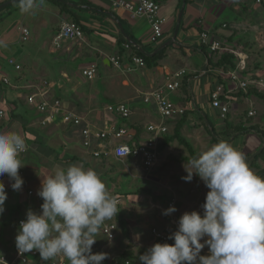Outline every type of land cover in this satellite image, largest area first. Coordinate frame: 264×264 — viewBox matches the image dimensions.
<instances>
[{
    "label": "crops",
    "instance_id": "obj_1",
    "mask_svg": "<svg viewBox=\"0 0 264 264\" xmlns=\"http://www.w3.org/2000/svg\"><path fill=\"white\" fill-rule=\"evenodd\" d=\"M116 1L119 0H90L87 4L85 0H35L32 10L22 12L17 0H0V6L5 5L0 9V109L8 113V116L0 119V133L15 132L24 137L26 153L31 150L37 159V164L20 168L24 181L20 191L11 188L12 182L4 183L7 199L0 221L12 219L16 228L6 225L2 228L0 225V249L9 260L14 259L12 246L18 232L17 221L29 209L41 210L43 201L37 195L41 180L54 174L58 167L79 164L94 169L99 176L102 170L110 167L116 174H126L128 182L124 186L119 181H109L111 187L108 191L119 200L120 208L117 216L106 222L116 225L115 240L109 242L101 229L98 240L103 237L106 244L99 242L96 247V242L92 247L93 252L107 253L111 246L120 242L121 249L123 246L127 248L108 256L110 262L125 251L133 253V250L141 249L145 252L157 243L151 238V228L171 231V221L179 220L184 212L196 211L205 202L209 189L203 181L198 176H194L190 182L182 177L187 175L185 163L215 144V141L230 143L244 155L250 169L264 177V158L249 164L264 147L258 134L247 129L245 133L227 135L228 130L238 127L256 126L263 131L253 119L258 115L255 101L264 105V99L247 96V91L254 90L264 95V90L254 87L243 90L233 86L222 74L224 69L218 65L223 56L230 54L235 58L232 62L235 66L238 58L233 52H237L247 58L243 74L253 80L264 81V65L260 67L258 61L264 54V2L154 0L160 5L159 16L164 20V34L159 43L153 44L150 42L148 21L132 18L123 8L114 7ZM69 13L80 19L84 37L81 41H64L60 48H56L53 45L55 34L63 23L73 22ZM22 28L29 31L26 42L21 41ZM202 32L220 40L222 50L209 53L201 47L199 36ZM87 35H90L89 39ZM174 37V43L158 50ZM126 38L134 43L135 46L129 44L133 49L147 58L162 50L164 53L155 65L145 64L140 68L130 61V57L137 55L132 49H125L123 43H127ZM110 58H118L123 69L130 70L116 69ZM10 59L20 68L15 69L10 65ZM91 65H96L97 73L89 80L83 77L82 70ZM181 70L185 74L178 79L179 88L173 92L164 89L162 96L186 111L183 116L165 122L168 132L163 140L178 130L191 151L177 140L161 150L162 140L157 164L150 172H145L140 160L132 157L123 160L114 157L93 158L83 148L77 129L63 125L60 117L42 126L44 116L27 102L30 95L45 93V99L50 102L58 100L63 113L84 118V123L92 130H101L108 124L118 122L128 126L133 135L137 132L138 138L145 139L149 136L147 126L159 123L160 118L155 103L143 101L144 94L159 90L167 77ZM44 83H48L47 87ZM219 85L223 87L221 101L229 106L224 119H221L219 110L212 107L210 100V94ZM106 99L107 103L103 101ZM247 103L248 108L244 109ZM116 104L126 105L131 111L130 118L119 120L106 111L108 106ZM249 112L254 115L249 116ZM235 116L241 118L237 120V125H234ZM44 144L59 148L61 155L43 147ZM100 178L105 185L108 184L105 178ZM137 183L143 186L135 189ZM149 187H153V191L147 189ZM29 191L34 195L28 196ZM18 192L23 198L21 205L27 208L22 215L14 211H19ZM131 196L134 197L131 202L127 201ZM171 203L177 211L169 216L163 215V210L169 208ZM130 246L133 249L129 250ZM117 250L120 249L117 247ZM140 251L133 254L137 255ZM206 254L207 247L201 252V255ZM137 263L140 264V261L132 264ZM31 264H38V260H33Z\"/></svg>",
    "mask_w": 264,
    "mask_h": 264
},
{
    "label": "clouds",
    "instance_id": "obj_2",
    "mask_svg": "<svg viewBox=\"0 0 264 264\" xmlns=\"http://www.w3.org/2000/svg\"><path fill=\"white\" fill-rule=\"evenodd\" d=\"M28 12L35 0H18ZM27 150L25 138L15 132L0 133V177L7 175L11 188L20 191L23 178L20 155ZM183 180L194 176L209 189L203 213L184 212L177 230L138 256L140 264H264V177L254 173L242 153L220 141L185 163ZM37 195L40 211L27 210L15 237L18 254L37 251L42 261L63 256L68 264H102L106 252L92 251L106 222L120 211L98 173L79 164L58 167L43 177ZM7 199L0 182V215ZM175 206L163 210L167 216ZM105 237L111 240V232ZM138 239V236H137ZM207 247L208 254L201 255ZM0 264H7L0 260Z\"/></svg>",
    "mask_w": 264,
    "mask_h": 264
},
{
    "label": "built area",
    "instance_id": "obj_3",
    "mask_svg": "<svg viewBox=\"0 0 264 264\" xmlns=\"http://www.w3.org/2000/svg\"><path fill=\"white\" fill-rule=\"evenodd\" d=\"M257 4L264 2V0H255ZM114 7H121L127 11L132 18H144L148 21L151 29L150 42L153 44L159 43L163 38V27L164 20L159 16L160 5L154 0H119L113 3ZM84 37L83 31L80 26L73 22H65L61 25L58 32L53 38V45L56 48H60L62 42L64 41H81ZM29 40V31L26 28L21 29V41L26 42ZM199 45L209 53H217L222 50V43L220 40L213 38L206 32H202L199 36ZM125 49L129 50L130 45L125 44ZM233 54L238 58L234 69L223 70L224 74L233 86H237L240 89L246 90L249 87H254L256 89L264 90V81L253 80L252 77H246L243 73L246 71L247 58L237 52ZM130 61L133 65L140 68L145 67V62L141 57L132 56ZM111 64L120 71H129L128 69H123L118 58H110ZM9 64L13 65L15 69H19L14 60L10 59ZM242 73V75H239ZM97 73L96 65H91L90 67L82 70L83 77L92 80ZM185 74L184 70H181L169 76L165 79L163 86L156 91L148 94H144L143 101L145 103L154 102L157 108V113L159 115L160 121L157 124H149L147 126V132L149 136L145 139H135L130 128L125 124L112 123L106 125L104 129L92 130L89 125L84 123V118L76 116L72 113H63L61 110V105L58 100L50 102L45 99V93L43 94H32L27 98V102L30 105H34L38 113L44 116L41 125L45 126L48 122L56 120L60 117V121L63 125L71 128L77 129L79 137L82 142L83 148H85L93 158L105 159L108 157H114L117 160H123L125 158H136L140 160L141 166L145 172H150L157 164L158 161V148L159 144L162 142L163 137L167 134L168 128L165 122L169 119L183 116L185 114V108L176 106L170 101L166 100L162 96L164 89L168 91H176L179 88L178 79ZM6 83V80H2ZM47 87L48 83H44ZM223 93L222 85L217 86L214 91L210 94L211 105L220 112L221 119L227 116L229 111V106L221 101ZM41 97L38 100V97ZM106 111L119 120H127L131 116L130 109L124 104L111 105L106 108ZM254 115L253 112H249V116ZM8 116L7 111L0 109V119ZM85 124V125H84ZM27 151V150H26ZM25 152L21 153L20 157L24 155ZM19 157V158H20ZM20 175L23 172L19 170ZM0 182H12L9 180L7 175L0 177ZM28 196H33V192L29 191ZM119 204V200H117ZM174 204H169L173 206ZM202 205H199L197 210L201 214L203 213ZM169 216V215H167ZM26 219V214L23 218L17 221V228L19 229L20 221ZM171 226L173 230L171 231H160L157 228L150 229V235L154 242L160 243H174L173 240L168 239L169 235L177 230L178 220L171 221ZM111 232V240L107 239L109 242H113L116 237L117 227L115 224L107 223L105 227L102 228V234L106 232ZM14 259L9 260L5 254L0 249V260H4L7 264H31L33 260H38V264H68V261L63 256H57L49 261H42L40 255L37 251L33 250L30 253H25L23 255L18 254L17 248L12 246ZM102 252V251H98ZM96 253V252H94ZM102 264H118L116 259L110 262L108 258L102 262ZM125 264H132L131 262H126ZM138 264V263H137Z\"/></svg>",
    "mask_w": 264,
    "mask_h": 264
},
{
    "label": "rangeland",
    "instance_id": "obj_4",
    "mask_svg": "<svg viewBox=\"0 0 264 264\" xmlns=\"http://www.w3.org/2000/svg\"><path fill=\"white\" fill-rule=\"evenodd\" d=\"M88 1H90V0H85V3H87ZM87 4H88V3H87ZM86 37L89 39V38H90V35H87ZM258 61L261 63V66H260V67H262V66L264 65V54L262 55L261 59H259ZM11 70H12V69H11ZM101 75L104 76V73L101 72ZM103 101H104L105 103H107L108 100L106 99V100H103ZM255 102H257L256 105H255V109H256L258 115H257V117L254 118L253 120H254L255 122H258V123L260 124L261 129L264 131V118L262 117V115L264 114V105H263V103H260V101H255ZM260 104H262V105H260ZM259 105H260V106H259ZM243 108H244V109H247V108H248V103H247V104H244ZM260 108H261V110H260ZM262 112H263V113H262ZM239 119H241V118H238V116H235L234 125H237V123H238L237 120H239ZM242 119H244V118L242 117ZM43 147H45V148L51 150L52 152H54V153L57 154V155H61V152H60L59 148H57V147L52 148V147H49V146L46 145V144H44ZM35 157H36L35 154H33V152H32L31 150L28 151V153H25L24 155H22V156L20 157V160H21L22 166H23V167H26V166L29 165V164H33V165H34V164H37V159H36ZM128 164L130 165V163H128ZM38 167H39V166H38ZM170 171H171V173H172V170H170ZM170 171H169V172H170ZM169 172H168V173H169ZM117 173H118V172H117ZM181 173H182V172H181ZM100 176H101L102 178H105V180L107 181V183H108V184L106 185L107 189H108L109 187H111L109 181H112V182H114V181H119V183H120L122 186H124V185L128 182L126 174H125V175H119V174H116V173L114 172V170H112L110 167H106L104 170H102ZM168 176H169V174H168ZM27 185H28V184H27ZM135 186H136L135 189H137L139 186H143V185H140L139 183H137V184H135ZM143 188H144V187H143ZM147 189L153 191V187H149V188H147ZM124 193H125V192H124ZM133 198H134V197L131 196V197L127 198V201L131 202V200H132ZM123 199L126 200L125 197H123ZM135 199L137 200L138 198H135ZM34 201H35L34 199L31 200L32 203H34ZM22 202H23L22 195H21L20 192H18V198H17V207H18V208H17V209H19V211L17 212V210H14L18 215H22V214L25 212V209H27V208H23L24 205H23V206L21 205ZM14 209H16V208H14ZM12 213H13V212H12ZM10 221H11V222H10ZM0 225H1L2 228H3V225H6V227L15 228V227H14V224H13V220H12V219L9 220V218L0 221ZM15 230H16V228H15ZM158 230H160V229H158ZM160 231H166V230H160ZM96 242H97V246H96V247H98V243H99V242H101V245H105V244H106V241L104 240L103 237H101L99 240H98V237H97V241H96ZM8 243H10V242H8ZM120 246L122 247V245H121L120 242H116V244H114L113 246H111V247L109 248L108 252H107L108 256L116 255V254H118L119 252H121L122 249L126 248L125 246H123V248L121 249ZM117 247H118L120 250H117ZM131 248L133 249L132 246H130L128 249L131 250ZM126 249H127V248H126ZM140 250H141V249H135V250H133V251H134L133 253H136V252H138V251H140Z\"/></svg>",
    "mask_w": 264,
    "mask_h": 264
},
{
    "label": "trees",
    "instance_id": "obj_5",
    "mask_svg": "<svg viewBox=\"0 0 264 264\" xmlns=\"http://www.w3.org/2000/svg\"><path fill=\"white\" fill-rule=\"evenodd\" d=\"M70 16V18L72 19L73 23H75L76 25L80 26L82 31H84V28L82 27L81 23H80V19H78V17L76 15H74L73 13H69L68 14ZM127 44L126 42L123 43V45ZM130 49H132L135 53V55L141 57L145 64L147 66H152V65H155L156 61L162 57V54L164 53V50L160 51L159 53H157L155 56L151 57V58H147L145 56H143L140 52L136 51L135 49H133L131 46H130ZM233 60H235V58L230 55V54H227L226 56H223L221 58V60H219L218 62V65L221 66L222 69L226 70V67L228 66L229 69H234V64L232 63ZM227 68V69H228ZM250 96V95H255L259 98H262L264 99V95H262L261 93H258L254 90H248L247 91V96ZM248 130H252L254 132H256L258 134V136L260 137V140L262 143H264V132L261 131L258 127L256 126H252V127H249V128H241V127H238V128H234L233 130H228L227 131V135L228 137L232 136V135H235V134H238V133H241V132H246ZM138 133L136 132L135 135H134V138L135 139H138L139 136H137ZM174 140H177L180 144H182L184 147H186L189 151H191V147L190 145L180 136V133L179 131H175L174 134L171 136V137H165L161 146H160V149H164L170 142L174 141ZM216 143H218L217 141H215ZM247 157H250V155H248ZM259 158H264V147L262 148L261 152L259 153V155H257L254 159H252L249 164H253V161L259 159ZM157 243H160V242H157ZM144 252L143 251H140L137 255H134L131 251H125L123 253H121L118 258H116V261L118 262V264H125L126 262H131V263H134L135 261L138 260V256L143 254Z\"/></svg>",
    "mask_w": 264,
    "mask_h": 264
},
{
    "label": "water",
    "instance_id": "obj_6",
    "mask_svg": "<svg viewBox=\"0 0 264 264\" xmlns=\"http://www.w3.org/2000/svg\"><path fill=\"white\" fill-rule=\"evenodd\" d=\"M18 1V0H17ZM5 5H2V6H0V9L2 8V7H4ZM84 8H86V9H91L90 7H84ZM96 11H98V10H96ZM99 12V11H98ZM121 30V29H120ZM122 31V30H121ZM126 40H127V43L128 44H130V45H134V43L131 41V40H129L128 38H126ZM175 42V37L173 38V40H171V41H169V42H167V43H165L163 46H161L158 50H161V49H163V48H165L166 46H169V45H171L172 43H174ZM135 46V45H134ZM157 50V51H158Z\"/></svg>",
    "mask_w": 264,
    "mask_h": 264
}]
</instances>
